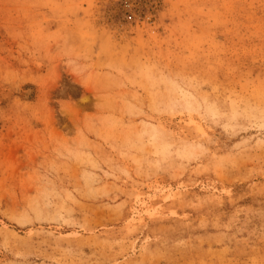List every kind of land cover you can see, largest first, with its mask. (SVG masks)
Listing matches in <instances>:
<instances>
[{
    "label": "rangeland",
    "instance_id": "1",
    "mask_svg": "<svg viewBox=\"0 0 264 264\" xmlns=\"http://www.w3.org/2000/svg\"><path fill=\"white\" fill-rule=\"evenodd\" d=\"M0 264H264V0H0Z\"/></svg>",
    "mask_w": 264,
    "mask_h": 264
}]
</instances>
